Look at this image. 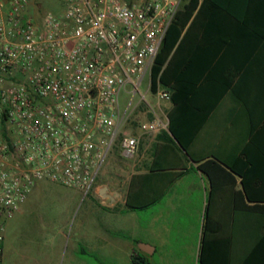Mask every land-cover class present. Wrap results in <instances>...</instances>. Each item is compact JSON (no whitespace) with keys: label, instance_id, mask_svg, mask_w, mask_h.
<instances>
[{"label":"built area","instance_id":"1","mask_svg":"<svg viewBox=\"0 0 264 264\" xmlns=\"http://www.w3.org/2000/svg\"><path fill=\"white\" fill-rule=\"evenodd\" d=\"M58 1L61 12L46 9ZM186 0H0V264L7 223L38 183L93 192L113 147L134 156L122 132L140 93L154 115L143 134L168 129L147 101L151 71ZM149 75V87L141 86ZM158 101H170L158 88ZM136 107H134L135 109Z\"/></svg>","mask_w":264,"mask_h":264},{"label":"trees","instance_id":"2","mask_svg":"<svg viewBox=\"0 0 264 264\" xmlns=\"http://www.w3.org/2000/svg\"><path fill=\"white\" fill-rule=\"evenodd\" d=\"M256 2L186 0L151 71V91L163 87L173 105L159 139L188 152L186 160L199 163L197 169L211 184L202 264L205 258L206 264H264V108L249 129L248 142L236 147L234 129L225 128L232 134L217 152L198 158L192 151L226 96L242 102L250 115L258 103L264 107L262 99L250 101L252 86L264 84L251 79V56L264 52V15L253 14ZM129 207L136 209L130 202Z\"/></svg>","mask_w":264,"mask_h":264},{"label":"crops","instance_id":"3","mask_svg":"<svg viewBox=\"0 0 264 264\" xmlns=\"http://www.w3.org/2000/svg\"><path fill=\"white\" fill-rule=\"evenodd\" d=\"M256 1L253 14L263 16L264 0ZM250 61L251 79L264 80V52L252 54ZM255 85L250 92L251 103L264 100V93L259 92V89H264V84ZM257 105L251 108L250 115L242 102L226 96L211 115L204 133L209 128L216 130L220 124L223 129H234L236 147L248 142L249 129L259 120L264 108L259 103ZM152 107L159 117L169 122L168 113L173 107L171 101H158ZM147 112L151 117L143 123L154 118L149 108ZM139 131V134H131L140 137L136 155L127 156L119 143L116 145L126 159L120 163L118 155L110 152L111 156L109 154L110 158L89 196L90 201L85 200L86 215L77 223L76 233L70 236L73 243L69 246L70 252L66 249L64 264H137L136 259L138 264H202L204 242L206 257L204 229L211 189L209 179L207 187L206 175L197 169L199 163L195 160L188 162L184 157H191L188 152L173 150L171 145L159 139L165 130L154 134ZM142 136L148 139L144 140ZM221 142L219 139L215 143ZM166 147L170 148L164 152ZM197 150L198 145L192 149L193 152ZM198 154V158L206 156ZM261 167L264 168L262 162ZM39 184L15 217L27 212ZM73 190L75 194L84 196L82 191ZM129 202L136 209L129 207ZM67 224L68 221L64 222L65 227ZM61 235V242L69 238L65 231ZM6 246L7 235L1 264Z\"/></svg>","mask_w":264,"mask_h":264},{"label":"rangeland","instance_id":"4","mask_svg":"<svg viewBox=\"0 0 264 264\" xmlns=\"http://www.w3.org/2000/svg\"><path fill=\"white\" fill-rule=\"evenodd\" d=\"M47 10L53 13L61 12V3L58 1L45 2ZM149 87V75L141 86L142 94H146ZM128 94L121 96L122 111L127 108L132 100V108L128 111L127 118L122 132L128 134H139L141 123L150 119L147 112L148 104L143 100L140 93L133 96L131 87H127ZM150 92L147 101L152 106H156L158 99ZM133 109V107H135ZM158 109V108H157ZM232 133L225 131L222 125H218L216 130L209 128L202 134L198 144L197 153H214L219 149V144L215 143L219 139L226 140ZM144 140L147 136H142ZM230 144L223 145L228 149ZM111 154H117L122 163L126 158L121 150L115 145ZM110 154V156H111ZM216 154V153H215ZM106 159V166L108 159ZM101 174L99 175V177ZM98 177V179H99ZM97 179V182H98ZM96 182V184H97ZM206 186L208 180L206 178ZM88 197L75 194L72 188H67L52 182H40L36 192L33 193L29 201L27 212L20 217H15L10 221L7 228V246L3 264H64L65 255L71 250L73 239L70 236L77 231V223L82 216L86 215V201ZM68 224L64 225V222ZM65 231L69 238L60 241L61 234Z\"/></svg>","mask_w":264,"mask_h":264},{"label":"water","instance_id":"5","mask_svg":"<svg viewBox=\"0 0 264 264\" xmlns=\"http://www.w3.org/2000/svg\"><path fill=\"white\" fill-rule=\"evenodd\" d=\"M179 144V143H178ZM180 145V144H179Z\"/></svg>","mask_w":264,"mask_h":264}]
</instances>
